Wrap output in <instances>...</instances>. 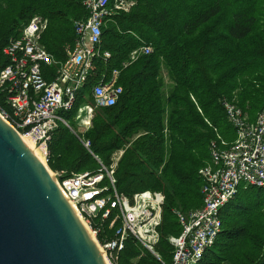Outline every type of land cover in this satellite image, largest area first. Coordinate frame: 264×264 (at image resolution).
I'll list each match as a JSON object with an SVG mask.
<instances>
[{
	"label": "trees",
	"instance_id": "obj_1",
	"mask_svg": "<svg viewBox=\"0 0 264 264\" xmlns=\"http://www.w3.org/2000/svg\"><path fill=\"white\" fill-rule=\"evenodd\" d=\"M83 1L0 0V60L9 40L41 15L48 20L42 43L58 62L65 61L76 38L74 20L88 16ZM133 1V8L116 14L102 34L104 49L112 53L109 65L121 70L124 92L115 106L95 109L84 138L107 165L123 151L114 170L120 193L164 194L157 250L170 262L169 237L182 231L174 210L203 205L200 170L212 162L211 144L236 139L222 100L236 103L250 121L264 107V0ZM142 46L152 52L132 60ZM103 69L97 59L94 80ZM164 72L172 83L167 90ZM87 100L93 104L90 96ZM94 155L71 128L60 123L51 132L47 164L54 173L98 171ZM221 217L223 230L199 264H264V186H241ZM105 231L113 236L107 225ZM113 261L162 264L132 237Z\"/></svg>",
	"mask_w": 264,
	"mask_h": 264
},
{
	"label": "built area",
	"instance_id": "obj_2",
	"mask_svg": "<svg viewBox=\"0 0 264 264\" xmlns=\"http://www.w3.org/2000/svg\"><path fill=\"white\" fill-rule=\"evenodd\" d=\"M134 5L133 0H84L88 16L74 20L76 38L67 46L63 62H58L42 43L48 20L41 15L33 16L20 36L12 37L4 46V59L0 60V115L21 136L32 137L36 145L44 147L46 165L48 141L60 123L71 128L94 155L84 133L92 127L95 109L115 106L124 92L121 70L109 65L112 53L103 47V27ZM151 52V46H142L132 52L131 59ZM97 59L103 60L104 69L94 80ZM87 87L89 93L85 91ZM222 104L236 139L231 143L212 142V162L200 170L203 205L187 212L174 210L182 231L169 237L174 248L170 262H164L157 250L165 203L162 192L143 190L131 196L120 193L114 175L117 163L70 177L52 171L108 264H115L113 259H118L130 237L162 264H199L223 230V207L241 186H264V107L250 121L236 103L223 99ZM76 107L72 118L67 116ZM74 117L77 130L70 123ZM106 225L113 236H108Z\"/></svg>",
	"mask_w": 264,
	"mask_h": 264
},
{
	"label": "water",
	"instance_id": "obj_3",
	"mask_svg": "<svg viewBox=\"0 0 264 264\" xmlns=\"http://www.w3.org/2000/svg\"><path fill=\"white\" fill-rule=\"evenodd\" d=\"M0 264H108L49 166L1 115Z\"/></svg>",
	"mask_w": 264,
	"mask_h": 264
},
{
	"label": "bare ground",
	"instance_id": "obj_4",
	"mask_svg": "<svg viewBox=\"0 0 264 264\" xmlns=\"http://www.w3.org/2000/svg\"><path fill=\"white\" fill-rule=\"evenodd\" d=\"M22 139L24 140V142L26 143V145L32 150L34 151V153L36 154V156L38 157V159L46 164L45 161V149L43 146H38L35 143V140L32 137L29 136H22ZM81 219V218H80ZM82 220V219H81ZM83 222V220H82ZM85 227L87 228V230L89 231L90 235L92 236V238L94 239V235L92 234V232H90L88 226L85 224V222H83ZM106 260V259H105ZM107 262V261H106Z\"/></svg>",
	"mask_w": 264,
	"mask_h": 264
},
{
	"label": "rangeland",
	"instance_id": "obj_5",
	"mask_svg": "<svg viewBox=\"0 0 264 264\" xmlns=\"http://www.w3.org/2000/svg\"><path fill=\"white\" fill-rule=\"evenodd\" d=\"M164 76H165V79H166V90L167 89H169L171 86H172V83H171V81L169 80V78H168V76H167V74H166V72H164ZM76 117H74L73 118V122H75L76 120ZM70 123H72L71 121H70ZM76 123V122H75ZM77 124H79V123H77ZM73 127H75V128H77V125L75 124ZM79 130V129H78ZM122 150H120V151H118V152H116L115 154H114V156H113V158H112V164L111 165H114V163H117L118 161H119V157L122 155ZM97 161H98V164H99V168H101L102 167V165H105L106 167H110L111 165H107L106 163H104L100 158H97Z\"/></svg>",
	"mask_w": 264,
	"mask_h": 264
}]
</instances>
